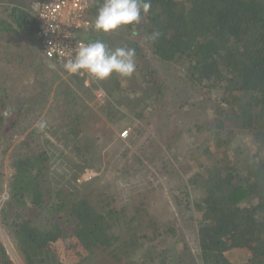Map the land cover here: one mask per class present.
<instances>
[{
	"label": "trees",
	"instance_id": "1",
	"mask_svg": "<svg viewBox=\"0 0 264 264\" xmlns=\"http://www.w3.org/2000/svg\"><path fill=\"white\" fill-rule=\"evenodd\" d=\"M4 2L0 11V62H10L11 47L1 41L9 34H22L31 42L37 20L30 5L16 0ZM150 2L151 8L138 24L120 28L124 34L88 30L85 39L102 40L113 50L135 49L132 77L143 89H149L158 73L156 61L163 66L178 65L185 73L181 80H187L188 87L213 94V98H202L197 104L206 113L210 110L209 127L201 128L204 123L195 121L179 131L184 139L172 149L188 152L189 144L194 143L195 152L199 145L206 151L200 169L188 175L183 185L186 198L179 202L200 213L196 239L202 264H234L225 254L231 250L249 252L243 264H264V0ZM102 3L88 0L87 12L93 21ZM154 32L159 33L158 38L149 39ZM32 50L38 51L35 47ZM57 64L65 73L63 63ZM111 77L108 96L98 108L109 119L117 120L124 114L113 100L125 95L129 86L123 87L119 77ZM76 84L93 100L96 83L84 87L81 79ZM136 87L131 89L135 97L130 100L142 94ZM77 94L70 86L61 93V103L76 109L68 114L70 121L64 128L73 143L81 138L77 120L91 110ZM79 102L83 107L78 114ZM7 107L2 106L0 112ZM9 117H0L2 134L7 129L2 119ZM16 117L14 114L12 121ZM2 140L0 136V146ZM34 142L25 138L22 143L32 146ZM46 156L41 145L39 152L32 150L12 161L11 196L0 211L24 264H197L184 261L180 255L175 258L161 248L164 241L159 239L160 233L149 237L142 234L150 220L146 211L135 205L134 210L119 207L111 196L96 189L52 182ZM76 176H72L74 181ZM189 188L194 196L191 201L186 192ZM0 264H14L1 243Z\"/></svg>",
	"mask_w": 264,
	"mask_h": 264
},
{
	"label": "rangeland",
	"instance_id": "2",
	"mask_svg": "<svg viewBox=\"0 0 264 264\" xmlns=\"http://www.w3.org/2000/svg\"><path fill=\"white\" fill-rule=\"evenodd\" d=\"M4 1L8 0L0 1V11L3 9L2 4L6 3ZM34 1L16 0L30 5L31 8L38 2ZM116 33L125 32L121 29L112 32ZM20 39L22 35L9 34L1 41L10 45L12 60L0 62V105L8 106L7 110L10 112L8 120L2 119V123L7 126L4 134L0 125V136H3L0 146V211L11 196L9 183L15 172L12 161L30 154L32 150L39 152L42 145L47 155L45 162L52 182L60 184L64 181L71 188L80 185L88 191L96 189L111 196L113 203L119 207L126 205L128 209L134 210L133 206H137L146 211V217L150 219L147 222L148 228L145 232L140 231V234L143 232L144 236L148 234L149 237L151 234L160 233L159 239L164 241L161 248L165 247L169 254L175 258L180 255L186 262L202 264L196 239L200 213L190 210L179 201H183L182 197L186 198L183 185L188 175L200 169V164L206 160V151L203 145H199L200 149L197 148L198 152H195L194 143L192 146L189 144L188 152L186 149H172L183 138L179 131L193 126L195 121L204 123L201 128L209 127L210 124H207L211 119L208 116L210 110L206 113V109L198 108L197 104L202 98H213V94L208 96L207 90L188 87L187 80H181L185 78V73L178 65L163 66L153 61L158 73L148 86L149 89H143L132 76L121 78L114 74L119 77L121 86L128 84L129 87L125 95L113 100L115 107L124 115L117 120L109 119L98 106L103 104L108 96L107 89L113 82V77L105 79L104 82L98 81L93 89L94 98L89 100L81 93L75 79L66 80L64 75L54 77L59 68L49 67L53 65L50 63L52 61H47L49 65L43 66L46 60L39 56V62L33 66L36 69L31 66L27 68L28 63H21L16 54L27 47L30 61L36 53L32 48L37 49L39 43L33 40V46L26 41L19 43ZM37 70L45 79L40 84L37 78L40 75H34ZM58 80L61 83L56 86L54 95L53 90L51 95L48 94V88L51 90ZM64 80L78 91L79 97L85 99L84 103L91 106V110L77 120V123L81 124V138L78 143H73L64 130L70 121L68 114L76 110L69 109L71 104L61 103L62 89L68 85L63 84ZM98 85L105 90V96L101 100L95 93ZM134 86L142 93L135 101L130 100L135 97V92L131 91ZM23 93L30 95V98H37L36 103L33 106L31 103L27 104L24 111L19 109V100H22ZM194 104L197 105L195 108ZM78 106L79 114L82 103L79 102ZM14 114L17 117L12 121ZM41 120L47 122L44 130L37 127ZM124 129L129 130L126 139L120 137V132ZM25 138L34 140V144H23ZM210 148L215 150L213 143ZM173 155L178 157L174 159ZM73 174L77 175L76 181L72 179ZM186 192H189L188 199L191 201L194 197L193 191L189 188ZM2 220L0 213V243L14 264H24ZM187 220L191 221V224ZM32 222L37 224V219ZM171 227L173 231H170ZM164 229H167L166 233ZM225 254L234 264L246 263L250 257L249 252L245 250H231Z\"/></svg>",
	"mask_w": 264,
	"mask_h": 264
},
{
	"label": "clouds",
	"instance_id": "3",
	"mask_svg": "<svg viewBox=\"0 0 264 264\" xmlns=\"http://www.w3.org/2000/svg\"><path fill=\"white\" fill-rule=\"evenodd\" d=\"M150 8V0H103L93 21V28L97 32L109 34L123 26L138 24L142 15L147 14ZM158 36L159 33L154 32L149 39L155 40ZM63 67L70 74L87 73L95 80L102 81L114 74L128 78L136 70L135 49L118 47L113 50L102 40H95L79 45L74 59L67 60ZM9 116L10 112L7 109L0 112L2 118ZM37 127L44 130L47 122L41 120Z\"/></svg>",
	"mask_w": 264,
	"mask_h": 264
},
{
	"label": "built area",
	"instance_id": "4",
	"mask_svg": "<svg viewBox=\"0 0 264 264\" xmlns=\"http://www.w3.org/2000/svg\"><path fill=\"white\" fill-rule=\"evenodd\" d=\"M87 9L88 0H41L35 3L32 7L37 20L34 38L45 58L64 65L67 60L74 59L79 45L93 42L85 39L88 30L95 31L93 19L88 15ZM76 75L86 87L93 83L97 85L100 81L87 73ZM95 93L100 100L105 96V90L99 85ZM128 135V129L120 132L122 139H126Z\"/></svg>",
	"mask_w": 264,
	"mask_h": 264
},
{
	"label": "crops",
	"instance_id": "5",
	"mask_svg": "<svg viewBox=\"0 0 264 264\" xmlns=\"http://www.w3.org/2000/svg\"><path fill=\"white\" fill-rule=\"evenodd\" d=\"M35 1H38V0H35ZM34 1V2H35ZM22 35V34H21ZM33 40H35V42H37L36 41V39L34 38V39H32V40H30L31 42H29V43H31V45H33L34 46V41ZM23 41H26V39H25V37H24V35H22V39H20V41H19V43H21V42H23ZM28 43V42H27ZM27 47L26 48H24V50H22V52L20 53H18V54H16V56L18 57V59L20 60V61H22L21 63H28L27 64V68H28V66H31V68H33V66H34V64L36 63V62H39V60H38V58H39V56H41V57H43V59L44 60H46V62H44V64H43V66L44 65H49V63L47 62V61H52V60H49V59H47V58H45L42 54H41V51H40V45H38V47H37V52L35 53V54H33V57H32V60H28V58H29V55H28V53H27ZM24 58V59H23ZM23 59V60H22ZM33 59H34V61H33ZM33 61V62H32ZM50 63H52L55 67H57V63L56 62H54V61H52V62H50ZM39 64V63H38ZM26 68V67H25ZM35 68V67H34ZM33 68V69H34ZM32 69V70H33ZM36 69V68H35ZM27 70V69H26ZM58 70V69H57ZM37 72V74L36 73H34V71L32 72V77L31 78H33V73H34V75H40V77H37L39 80H40V82H39V84L40 83H42V81H44L45 79L43 78V76H41V74H40V72H39V70H37L36 71ZM52 72V71H51ZM54 75V74H53ZM59 75H64L65 76V79L66 80H70V79H75V81H80V83H81V79H80V77H78L76 74H70V73H68V72H62V71H60V69L58 70V73H57V71H56V74H55V76L54 77H56V78H58L59 77ZM42 78V79H41ZM49 83V81H46V83ZM59 83H61V81L60 80H58V82L57 83H55L54 84V86L52 87V89L50 90L49 88H48V90L46 91L48 94H50L51 95V91L53 90V95H54V92H55V90H56V86H58V84ZM66 83H68V85H65ZM82 83H83V81H82ZM65 86H70V87H72L71 85H70V83L68 82V81H65L64 80V83H63ZM82 85V84H81ZM83 86H84V84H83ZM85 87V86H84ZM65 88V87H64ZM73 89H75L74 87H73ZM76 90V89H75ZM82 93V92H81ZM23 95H24V93L23 94H21V96H22V100L20 99L19 100V105H20V110H22V111H24L25 109H24V107L25 106H27V104H29V103H31V105L33 106L34 105V103H36V101H37V98H30L29 96L30 95H24L25 97H23Z\"/></svg>",
	"mask_w": 264,
	"mask_h": 264
}]
</instances>
